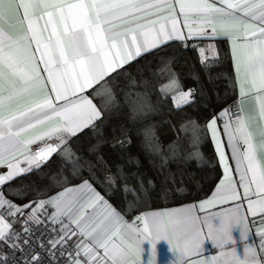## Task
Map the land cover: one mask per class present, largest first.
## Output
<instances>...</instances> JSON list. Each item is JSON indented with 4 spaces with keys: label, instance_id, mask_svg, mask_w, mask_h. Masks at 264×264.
Wrapping results in <instances>:
<instances>
[{
    "label": "snow or ice",
    "instance_id": "obj_1",
    "mask_svg": "<svg viewBox=\"0 0 264 264\" xmlns=\"http://www.w3.org/2000/svg\"><path fill=\"white\" fill-rule=\"evenodd\" d=\"M177 8L186 34L179 27ZM14 18L24 26L17 35L9 31ZM216 34L233 43L239 97L212 115L206 131L215 139L217 121L229 117L223 131L231 160L245 199L256 198L248 199L246 213L236 204L229 211L210 214L216 200L240 199L227 175L233 169L225 165V179L198 206L142 213L127 221L95 189L91 171L84 177L76 167L79 160H71L72 142L85 130L97 131L118 106L106 78L117 80L133 62L170 42ZM199 52L201 65L210 67L212 57L203 48ZM177 88L178 80H170L160 89L162 98ZM250 95L264 121V0H0V166L8 169L0 175V264H132L145 240L155 244L162 239L170 244L175 240L182 258L177 264L186 256L203 254L206 241L221 249L207 264H261L254 251L246 250L243 257L223 251L235 243V226L241 227V239L245 238L247 214L264 217V159L258 157L264 152V124L257 143V133L239 107V100ZM179 99L183 103L173 99L175 110L194 102L193 90L180 91ZM45 123L51 125L45 131L21 138ZM193 136L198 139L195 128ZM128 139L118 144L122 147ZM39 141L44 144L31 150L29 146ZM220 147L222 142L218 152ZM18 153L24 155L15 159ZM53 156L61 157V168L73 165L71 176H62L55 184L61 191L23 205L5 196L6 183L39 171ZM220 157L227 158L222 152ZM73 180L80 182L67 186ZM139 183L145 191L142 180ZM149 185L154 186L151 181ZM249 185H254V193ZM124 188L128 190V185ZM131 191L135 194V189ZM260 222L264 224V219ZM17 223L23 232L15 228ZM41 226L51 234L49 239H43V233L36 237L34 229Z\"/></svg>",
    "mask_w": 264,
    "mask_h": 264
},
{
    "label": "trees",
    "instance_id": "obj_2",
    "mask_svg": "<svg viewBox=\"0 0 264 264\" xmlns=\"http://www.w3.org/2000/svg\"><path fill=\"white\" fill-rule=\"evenodd\" d=\"M183 45L170 42L133 62L129 72L117 80L106 78L115 90L118 106H113L97 131L85 130L72 142L71 160H79L76 167L84 177L91 171L95 189L126 218L206 199L222 177L206 124L215 110L237 98L231 56L220 45L219 56L206 67L194 48ZM172 79L178 80L179 88L163 99L160 89ZM189 89L194 102L175 110L173 99ZM194 128L198 139H194ZM125 138L129 139L121 147L118 141ZM72 172L71 163L61 168V157L53 156L39 171L6 183L3 191L19 205L45 199L61 191L56 182ZM79 182L73 180L67 186Z\"/></svg>",
    "mask_w": 264,
    "mask_h": 264
},
{
    "label": "crops",
    "instance_id": "obj_3",
    "mask_svg": "<svg viewBox=\"0 0 264 264\" xmlns=\"http://www.w3.org/2000/svg\"><path fill=\"white\" fill-rule=\"evenodd\" d=\"M177 17L180 20L179 27L181 30L186 34L187 30L183 28V17L180 16L177 8ZM24 29V26L21 25L18 22V18H14L13 20V27L9 29L11 34L17 35L21 33ZM211 34V29L207 30ZM175 42V41H173ZM181 42V41H177ZM182 43L186 44L189 48H194L195 51L198 54V57L201 59L199 49L203 48L205 49V55L212 57V59H216L219 56V47L220 45L226 46L228 48V51L231 56L232 66L235 74L236 79V87H237V98L239 97V84H238V78L237 73L235 71V65H234V57H233V43L231 40H229L227 37H223L219 34H216L215 36L209 35L208 37L197 39V40H185L182 41ZM211 46V47H209ZM35 46L33 45V48ZM38 55V54H37ZM41 68H43V65H41ZM46 78V73H41ZM103 82V81H101ZM100 82V83H101ZM99 85V84H97ZM95 85V87L97 86ZM48 88H50V85H48ZM89 92L91 90H88ZM87 94V93H85ZM241 113L248 117L249 119V125L251 130L254 133H257L255 139L256 142L259 143L261 137L258 135V131L262 124H264V121L261 120L258 113V103L257 101L250 95L246 98L239 100ZM224 123L219 125L217 122L216 127L219 128V131L216 133L215 139H213L212 135L210 134V137L212 139V143L216 152V155L218 157V161L220 163L221 171H222V177L220 181L217 183L214 191L216 192L217 186L220 184L222 179H225V165H228L233 170L228 172V177H230L233 182L236 184L237 193L240 197L239 200L235 201H215V206L210 207L209 212L212 215H216L218 213L229 211L231 208H233L236 204L241 205V211L246 213L247 210V203L248 199H255V195H250L247 199L244 197V191L245 189L240 185L239 183V176L235 172V163L231 160V151L228 148L227 143V137L224 135L223 126L229 119L228 116H225ZM51 125L49 123H45L44 125L37 126L35 129L29 130L27 133L22 136V139H27L32 136L38 135L39 133L45 131L47 127H50ZM235 126V125H233ZM41 142V141H39ZM38 142V143H39ZM218 142H222V147H220V152L224 154L225 157H227L225 160H221L220 152H218ZM33 143L29 147H31L35 144ZM243 147V145H241ZM24 154H17L15 159H20L21 156ZM258 157L260 159H264V152L258 153ZM26 163H21V167H26ZM8 172V169L6 166H0V175H4ZM249 192L254 193L255 187L254 185H249ZM213 193L210 197L199 200L197 202L192 203H186L174 207H167V208H159V209H151L146 210L141 213H138L134 215L131 218L124 217L127 221H132L137 215H141L142 213H154V212H163L165 210L172 211L177 209L185 208L186 206L190 205H197L199 202L207 200L213 196ZM52 211V209L49 207V213ZM201 216L206 215L207 213L199 212L198 213ZM122 215V214H121ZM261 219H264V217L257 216L253 218L250 214H247V228L244 230V239H241V227L235 226L232 229V237L235 243L229 245L225 249H223L224 252H232L235 251L238 254L243 257L246 250L254 251L256 254V258L263 264V258H264V224H262L260 221ZM167 220V218H166ZM204 231L206 232L207 229L205 228ZM169 235H171L172 229H168ZM117 239V242H119V238ZM205 251L203 254L198 256H186L182 260V264H207L208 261L212 260L214 257H217L221 253V249L219 248H213L212 243L210 241L205 242ZM102 253V250H100ZM181 256L179 249L176 247L175 240L172 241V243H168L166 240H158L155 244H152L150 240H145L141 245L137 253L134 255L132 264H177V262H181ZM225 259H228L225 257Z\"/></svg>",
    "mask_w": 264,
    "mask_h": 264
},
{
    "label": "built area",
    "instance_id": "obj_4",
    "mask_svg": "<svg viewBox=\"0 0 264 264\" xmlns=\"http://www.w3.org/2000/svg\"><path fill=\"white\" fill-rule=\"evenodd\" d=\"M237 100H238V99H234L233 101H231L230 103H228L225 107H227L228 105H232V104H233L235 101H237ZM225 107H224V108H225ZM239 107H240V104H239ZM224 108H222V109H224ZM222 109H220V110H215L214 113H219V112H221ZM233 111H235V109H233ZM217 122H218L219 125H221V124L224 123V119H222V120H218ZM43 144H44V141H41V142H39L38 144L33 145V146L31 147V150H35V149H37L38 147H40L41 145H43ZM48 227L51 228V225H48ZM15 228H16L18 231L23 232V228L21 227V224L17 223V224L15 225ZM34 231H35V235H36V237H40L41 234L43 233V239L47 240V239L50 238V235H51V234H50L49 232H45V229H44L43 226L38 227V228H35ZM36 250H37V251H40V249H39L38 246L36 247ZM263 264H264V258H263Z\"/></svg>",
    "mask_w": 264,
    "mask_h": 264
},
{
    "label": "rangeland",
    "instance_id": "obj_5",
    "mask_svg": "<svg viewBox=\"0 0 264 264\" xmlns=\"http://www.w3.org/2000/svg\"><path fill=\"white\" fill-rule=\"evenodd\" d=\"M175 101L177 104L183 103L182 101H180L179 99V94L175 96Z\"/></svg>",
    "mask_w": 264,
    "mask_h": 264
}]
</instances>
